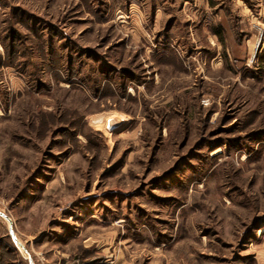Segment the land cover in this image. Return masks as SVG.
Wrapping results in <instances>:
<instances>
[{
  "label": "rangeland",
  "instance_id": "1",
  "mask_svg": "<svg viewBox=\"0 0 264 264\" xmlns=\"http://www.w3.org/2000/svg\"><path fill=\"white\" fill-rule=\"evenodd\" d=\"M0 264H264V0H0Z\"/></svg>",
  "mask_w": 264,
  "mask_h": 264
},
{
  "label": "water",
  "instance_id": "2",
  "mask_svg": "<svg viewBox=\"0 0 264 264\" xmlns=\"http://www.w3.org/2000/svg\"><path fill=\"white\" fill-rule=\"evenodd\" d=\"M0 216L3 217L4 219H6L7 221H9L10 223V234H11V238L12 240L14 241V243L17 245V246H20L27 254H28V251L27 249L25 248V246H23L17 239L15 233H14V230H13V224H12V221L9 219V217L3 213L0 212ZM30 263L33 264L32 262V259L30 258Z\"/></svg>",
  "mask_w": 264,
  "mask_h": 264
}]
</instances>
